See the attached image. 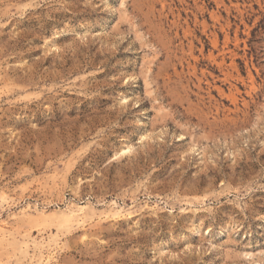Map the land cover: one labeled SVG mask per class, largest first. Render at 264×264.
<instances>
[{"label":"rangeland","instance_id":"374dc122","mask_svg":"<svg viewBox=\"0 0 264 264\" xmlns=\"http://www.w3.org/2000/svg\"><path fill=\"white\" fill-rule=\"evenodd\" d=\"M0 264H264V0H0Z\"/></svg>","mask_w":264,"mask_h":264},{"label":"bare ground","instance_id":"6f19581e","mask_svg":"<svg viewBox=\"0 0 264 264\" xmlns=\"http://www.w3.org/2000/svg\"><path fill=\"white\" fill-rule=\"evenodd\" d=\"M185 1V0H184ZM222 1V0H221ZM194 2H196V1H194ZM194 4V3H193ZM242 5V4H241ZM251 5V4H250ZM194 6V5H193ZM197 6V5H196ZM198 6H200V5H198ZM218 6V5H217ZM201 7V6H200ZM242 7V6H241ZM250 7V6H249ZM252 7V6H251ZM194 8V7H193ZM228 8V7H227ZM182 9V8H181ZM198 9V8H197ZM230 8H228V10H229ZM184 11V10H183ZM194 11V10H193ZM185 12V11H184ZM194 13V12H193ZM196 13V12H195ZM215 14V13H214ZM213 14V15H214ZM193 15V14H192ZM217 15H219V13L217 14ZM174 16V15H173ZM189 16V15H188ZM215 17V16H214ZM176 19V18H175ZM184 20V19H183ZM193 20H195V19H193ZM179 21V20H178ZM196 22V21H195ZM206 22V21H205ZM227 22V21H226ZM225 22V23H226ZM173 23V22H172ZM188 23H189V21H188ZM204 23V22H203ZM225 23H223V24H225ZM180 24V23H179ZM185 24V23H184ZM186 25V24H185ZM216 25V24H215ZM178 26V25H177ZM199 26V25H198ZM202 26V25H201ZM231 26V25H230ZM195 28V27H194ZM216 28V27H215ZM176 30V29H175ZM197 30V29H196ZM211 30V29H210ZM196 33V32H195ZM193 34V33H192ZM183 36H184V34H183ZM182 36V37H183ZM187 37V36H186ZM193 37V36H192ZM198 39H199V37H197ZM220 39V38H219ZM211 41V40H210ZM203 42V41H202ZM217 37L215 36L214 37V41H213V48H217ZM197 44H198V42H197ZM191 47H192V45H191ZM188 48V47H187ZM204 48V47H203ZM193 51V50H192ZM221 51H223L222 52V55H225L224 53H226V52H228L230 55H231V61H230V63H234L235 62V59H236V53L234 52V49L233 50H229V45H228V43L227 42H225L224 43V46L222 47V49H221ZM183 52V51H182ZM216 53V52H215ZM183 54V53H182ZM245 54V53H244ZM185 55V54H184ZM180 56V55H179ZM206 57V56H205ZM210 59L214 62V63H216L217 65V67H218V71L220 70L222 73H223V75L225 76V78H230L231 76H232V74L230 75L227 71H225V70H227V68H225L224 67V65H223V63H226L225 62V60H224V57L223 58H221V60H217V58H216V56H214L212 53L210 54ZM177 58V57H176ZM180 58H182V55H181V57ZM184 58V57H183ZM174 59V58H173ZM171 61V60H170ZM184 61V60H183ZM208 61V60H207ZM206 61V62H207ZM185 62V61H184ZM189 62H191V61H189ZM188 62V63H189ZM211 63V62H210ZM229 63V62H228ZM229 63V64H230ZM186 65H188V64H186ZM190 65V64H189ZM176 66V65H175ZM192 66V65H191ZM194 67V66H193ZM196 67V66H195ZM187 69H188V67H186ZM197 68V67H196ZM200 69V68H199ZM203 69V68H202ZM195 70V69H194ZM193 72V71H192ZM204 73V72H203ZM212 73V72H211ZM196 74V73H195ZM205 74V73H204ZM203 75V74H202ZM211 76V75H210ZM217 77V76H216ZM215 77V78H216ZM233 77V76H232ZM213 79V78H212ZM214 80V79H213ZM209 82V81H208ZM222 93V92H221ZM223 95V94H222ZM226 96H232V97H234L233 95H231V93H228V94H226Z\"/></svg>","mask_w":264,"mask_h":264}]
</instances>
